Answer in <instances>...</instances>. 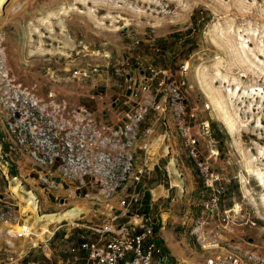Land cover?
Returning a JSON list of instances; mask_svg holds the SVG:
<instances>
[{
  "label": "rangeland",
  "instance_id": "374dc122",
  "mask_svg": "<svg viewBox=\"0 0 264 264\" xmlns=\"http://www.w3.org/2000/svg\"><path fill=\"white\" fill-rule=\"evenodd\" d=\"M2 12L0 150L12 160V175L25 178L26 172L33 170L27 155L6 131L5 120L12 118L16 99L24 106L26 101L28 121L34 101H42L39 106L45 115L55 108L57 112L65 101L74 109L89 108L96 114L97 125L113 126L116 106L109 107V114L104 115L101 110L105 106L97 101V95L104 96L106 106L115 104L117 97L138 95V68L145 71L149 66L167 71L170 78H164L166 85L178 83L180 67L186 64L185 110L197 115H187L186 124L197 141L198 160L210 150H218L217 158L209 160V170L220 178V210L239 211L230 220L229 245L264 261V183L251 173L257 169L264 176V0H7ZM18 48L30 49L33 54L9 57L8 52ZM90 66L99 68L95 79L70 78L72 72ZM107 72L109 79L103 77ZM153 77L151 91L163 78ZM102 79L105 83L97 85ZM217 101H223V110L215 106ZM170 111L166 115L171 127L169 151L181 174L183 189L173 182L170 173L166 177L163 167L167 154H161L159 167L147 182L148 190L161 198L147 210L151 196L146 193L144 213L153 217L159 242L168 247L169 251L164 249L172 259L203 264L209 253L198 245L192 224L211 194ZM149 113L145 125L153 124L155 135H160L157 117ZM225 113L234 124L233 130ZM200 122L208 123L209 136L199 133ZM35 186L31 183L26 190ZM158 186L164 190L156 189ZM39 196L43 214L62 210L46 194ZM17 198L10 195L0 170V212L10 209L17 218L11 224L0 220V261L23 250L22 264H72L70 248L77 243L79 233H84L82 230L66 226L52 236L55 227L50 226L47 229L51 234L27 240L6 234L7 230L18 231L13 227L22 225L25 219ZM161 219L164 231L156 223ZM215 225L216 220H211L209 228ZM47 240L49 243H45Z\"/></svg>",
  "mask_w": 264,
  "mask_h": 264
},
{
  "label": "built area",
  "instance_id": "2783aa9c",
  "mask_svg": "<svg viewBox=\"0 0 264 264\" xmlns=\"http://www.w3.org/2000/svg\"><path fill=\"white\" fill-rule=\"evenodd\" d=\"M187 71L188 66L182 64L178 83L166 85L164 78H170L166 70L150 66L145 71L138 68V87L141 90L138 95L128 99L117 97L111 106H106L104 96L97 95V101L105 106L101 110L104 115L109 114V107L116 106L113 126L97 125L96 114L89 108L77 106L74 109L65 101L57 112L56 108L50 110V115L41 112L39 104L42 101H34L30 106L32 116L28 121L24 112L26 101L25 106L19 99L12 103V118L5 120L6 131L27 155L33 170L26 172L25 178L17 173L12 175V160L7 159L8 154L2 155L0 150L1 173L9 185L10 195L16 196L11 186H20L25 192L18 191L28 197L26 187H30L31 183L36 185L27 192L35 197L41 214L39 193L46 194L48 199L54 201L53 205L62 208L55 213L71 211L75 214L72 218L47 226L55 227L52 236L66 226L84 232L79 233L77 243L70 248L72 264H198L189 259H172L159 242L153 217L150 213H144L146 193L151 196L150 203L159 199L152 189L148 190V177L159 167V161L163 158L161 154H167L166 161L173 159L169 151L171 127L166 116L170 110L188 148L187 152L197 162L205 178V187L211 194L202 203V209L192 224L198 245L203 252L209 253L203 264H264L259 257L249 252L241 253V250L229 245L230 220L239 211L220 210L223 196L220 178L209 170V160L217 158L218 150L212 149L204 159L198 160V144L191 134V127L186 124L187 115L190 118L197 116L193 110H185L187 99L183 88L186 86L184 78ZM98 74V66H90L72 72L70 78L84 81L95 79ZM154 75L162 76L163 80L151 91L149 87ZM97 82V85H103L105 80ZM162 92L165 95L157 98ZM121 105L126 107L125 110L118 109ZM149 112L157 117L155 121L162 129L160 135H155L153 124L149 127L145 125ZM57 121L60 122L59 126ZM40 123L47 127H40ZM199 127L201 135L209 136L207 122H200ZM168 163L163 167L166 177L169 176ZM21 205L25 203L21 202ZM15 206L20 208L19 203ZM0 220L4 224H11L17 218L14 211L6 209L0 212ZM211 220H216L217 225L209 228ZM158 222L164 227L162 219ZM218 229L220 234L216 232ZM32 230L28 225L20 231L7 230L6 234L13 239L27 240L33 238ZM49 240L45 243H49ZM24 257L22 250L1 260L0 264H22Z\"/></svg>",
  "mask_w": 264,
  "mask_h": 264
},
{
  "label": "bare ground",
  "instance_id": "6f19581e",
  "mask_svg": "<svg viewBox=\"0 0 264 264\" xmlns=\"http://www.w3.org/2000/svg\"><path fill=\"white\" fill-rule=\"evenodd\" d=\"M6 2H7V0H0V14L3 13L2 11H3L4 5ZM258 90H260V89H258ZM215 106L216 107L218 106V108L222 109L224 107V103H223V101H217L215 103ZM225 118L228 120V126H230V128L233 130L234 124L230 121V118H229L227 113H225ZM167 161H169V163H168L169 164L168 165L169 173L174 178L173 182H176L179 189L182 190L183 189V187H182L183 181L181 178V174L178 170L176 161H174L171 158H168ZM251 173H252V176H260L261 180L264 183V179H263L264 176H262L263 174L261 173L260 170L253 169L251 171ZM176 178L181 179L182 182L177 181ZM11 190L13 193L16 194V196L20 199L21 202L25 203V205L21 206V212H20V214L22 216H25L23 224L22 225H15V227H13L14 230L18 229V231H20L22 229V227H26L29 225L33 229L32 230L33 236H37L39 238H42L43 236H45L48 233L51 234V231L49 232L47 229V226L50 223H53V222L58 223V222L64 221L66 219H69V218H72L75 216V214H73V212H71V211H66L63 214L62 213L41 214L39 212V206L37 205V201H36V199L32 193L30 194L26 191V195L28 197L22 196V194L19 191L25 192V189L23 187H20V186L11 187Z\"/></svg>",
  "mask_w": 264,
  "mask_h": 264
},
{
  "label": "crops",
  "instance_id": "0c3cea01",
  "mask_svg": "<svg viewBox=\"0 0 264 264\" xmlns=\"http://www.w3.org/2000/svg\"><path fill=\"white\" fill-rule=\"evenodd\" d=\"M9 53V57H24V56H28V55H32L33 54V51L32 50H30V49H25V48H18V49H14V50H12V51H9L8 52ZM107 74H108V72L107 73H105L104 75H103V77L104 76H106V78H108L107 77ZM109 79V78H108ZM156 189H163L164 190V188H163V186L161 187V186H158ZM155 189V190H156ZM157 197H159V199L161 198V196H157ZM158 199V200H159ZM157 200V201H158ZM171 201H174V199H171ZM152 202L150 203L149 202V206H147L148 207V210H151L150 209V206H151V208H152ZM161 228H163L162 230H161ZM164 227H162L161 225H160V228H159V230H161V231H164ZM160 231V232H161ZM162 239V238H161ZM164 247H166L165 249L166 250H168L169 251V249H168V247L164 244Z\"/></svg>",
  "mask_w": 264,
  "mask_h": 264
},
{
  "label": "water",
  "instance_id": "95a60500",
  "mask_svg": "<svg viewBox=\"0 0 264 264\" xmlns=\"http://www.w3.org/2000/svg\"><path fill=\"white\" fill-rule=\"evenodd\" d=\"M128 94V93H127ZM57 182H59L58 180H56ZM62 202V201H61Z\"/></svg>",
  "mask_w": 264,
  "mask_h": 264
}]
</instances>
